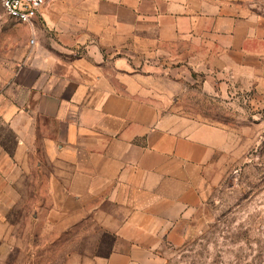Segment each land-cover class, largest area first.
<instances>
[{
  "label": "crops",
  "instance_id": "1",
  "mask_svg": "<svg viewBox=\"0 0 264 264\" xmlns=\"http://www.w3.org/2000/svg\"><path fill=\"white\" fill-rule=\"evenodd\" d=\"M30 33L0 100L13 137L0 142V251L24 248L5 247L24 231L12 213L30 235L62 236L61 264H161L231 147L181 107L197 84L264 98V18L230 0H50Z\"/></svg>",
  "mask_w": 264,
  "mask_h": 264
},
{
  "label": "rangeland",
  "instance_id": "2",
  "mask_svg": "<svg viewBox=\"0 0 264 264\" xmlns=\"http://www.w3.org/2000/svg\"><path fill=\"white\" fill-rule=\"evenodd\" d=\"M230 1L264 18V0ZM30 41V24L12 20L0 5V100L32 50ZM199 86L188 99L194 105L182 112L227 129L231 147L206 172L205 200L182 221L176 243L159 251L161 264H264V98L253 91L206 95ZM0 142L8 150L13 143L1 123ZM8 221L24 231L7 236L6 249L13 239L24 248L0 251V264H61L71 253L61 248L62 236L28 234L27 217L15 220L11 213Z\"/></svg>",
  "mask_w": 264,
  "mask_h": 264
},
{
  "label": "built area",
  "instance_id": "3",
  "mask_svg": "<svg viewBox=\"0 0 264 264\" xmlns=\"http://www.w3.org/2000/svg\"><path fill=\"white\" fill-rule=\"evenodd\" d=\"M50 0H0L6 16L21 24H30L39 15L42 7ZM33 44V41H30Z\"/></svg>",
  "mask_w": 264,
  "mask_h": 264
}]
</instances>
